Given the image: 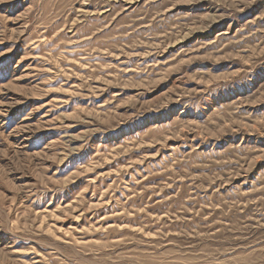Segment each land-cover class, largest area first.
<instances>
[{"label":"rangeland","instance_id":"374dc122","mask_svg":"<svg viewBox=\"0 0 264 264\" xmlns=\"http://www.w3.org/2000/svg\"><path fill=\"white\" fill-rule=\"evenodd\" d=\"M0 264H264V0H0Z\"/></svg>","mask_w":264,"mask_h":264}]
</instances>
